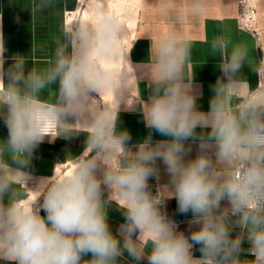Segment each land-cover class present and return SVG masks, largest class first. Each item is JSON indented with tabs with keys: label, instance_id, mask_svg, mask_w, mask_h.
I'll return each instance as SVG.
<instances>
[{
	"label": "clouds",
	"instance_id": "clouds-1",
	"mask_svg": "<svg viewBox=\"0 0 264 264\" xmlns=\"http://www.w3.org/2000/svg\"><path fill=\"white\" fill-rule=\"evenodd\" d=\"M50 6L33 0L27 9L34 17ZM190 7L200 14L206 0ZM89 11L95 19L66 25L53 63L39 71L20 54L5 68L0 13V119L8 131L0 140V264H264V87L253 89L242 76L249 50L227 34L211 41L222 75L203 111L187 72L186 37L162 33L150 62L133 66L124 20L107 0H89ZM121 57L124 65L116 63ZM141 79L147 100L133 96ZM122 103L126 110L138 105L149 129L135 151L131 134L117 127ZM80 132L86 147L71 170L58 176V164L52 177L29 187L27 169L45 137ZM153 132L163 139L153 141ZM171 199L181 215L191 214L187 236L166 212ZM112 203L125 218L117 234L108 223Z\"/></svg>",
	"mask_w": 264,
	"mask_h": 264
},
{
	"label": "crops",
	"instance_id": "crops-1",
	"mask_svg": "<svg viewBox=\"0 0 264 264\" xmlns=\"http://www.w3.org/2000/svg\"><path fill=\"white\" fill-rule=\"evenodd\" d=\"M77 0H51V6L43 15L32 17L29 9L33 0H0V13H2L3 34L5 40V68L13 63L12 57L20 54L28 57L29 68L38 71L48 68L54 61L55 50L60 41L62 29L68 25L67 17L74 12ZM258 21L261 42L264 45V0L258 1ZM175 11L176 18L169 20L167 14ZM17 17L19 18L17 20ZM236 0H206V7L200 14H195L190 7V0H138L137 22L135 35L131 43L129 59L133 66L150 62V49L162 33L169 30L176 31L181 37H186L192 43L191 61L187 67L188 74L193 73V87L197 90L198 107L203 111L209 110L210 99L213 95L212 85L222 75L218 64L219 56L213 53L211 41L225 34L231 39L233 45L243 46L249 50L247 65L242 70V76L249 85L255 89L259 86V49L254 36L241 30L237 20ZM137 76L139 73H136ZM135 83V81H134ZM54 90V89H53ZM47 93L45 98H47ZM148 99L149 89L147 80L141 79L137 96ZM239 102V101H237ZM130 117L122 123L118 118V130H127L131 134L130 146L135 151V145L142 142L148 135L149 129L145 127L143 116L137 105L132 110ZM124 126V127H123ZM8 131L0 119V140L7 138ZM153 141L163 139L158 133L153 132ZM87 133L80 132L71 139L57 137L44 141L34 151V158L27 169L34 180L29 181V187L34 188L42 178L54 175L55 166L58 175L62 169H69L72 158L80 156L86 147ZM197 154V145L192 146L191 157ZM160 169V184L168 183L169 177L162 162L157 161ZM152 191H156L157 181L150 180ZM23 188V185H20ZM26 199H31V194H26ZM42 199V198H41ZM166 212L169 218L178 224V230L187 236L189 228L187 221L191 214L185 216L177 211L175 199L167 201ZM124 215L115 203L108 208V223L113 234L124 223ZM194 230V229H193ZM235 235V231L233 232ZM245 241L243 247L248 248ZM196 257L201 255L199 247L193 249ZM242 258L251 259L246 255ZM90 259V256L85 257ZM143 264H147L146 261Z\"/></svg>",
	"mask_w": 264,
	"mask_h": 264
},
{
	"label": "rangeland",
	"instance_id": "rangeland-1",
	"mask_svg": "<svg viewBox=\"0 0 264 264\" xmlns=\"http://www.w3.org/2000/svg\"><path fill=\"white\" fill-rule=\"evenodd\" d=\"M107 6L109 11L113 12L115 15L121 17L124 20V23L128 29V39L125 42V51L130 49L131 43L134 39L135 35V26H136V18H137V10H138V0H107ZM95 19V16L91 11H89V0H77L76 7L73 13H71L67 17L68 25L73 24L77 21H88L91 22ZM119 65H124V58L121 57L118 62ZM134 83V81H133ZM133 96H137V90L133 92ZM105 102H111L112 97L110 93H105L102 97ZM132 110H126L124 108L123 103L121 104V111L119 113V117H122V123L125 122L126 117H130ZM124 127V126H123ZM71 170V166L69 169H62V171L58 174L67 173ZM37 184V183H35ZM42 203V199L40 200ZM41 215L44 216L46 213L41 211Z\"/></svg>",
	"mask_w": 264,
	"mask_h": 264
},
{
	"label": "built area",
	"instance_id": "built-area-1",
	"mask_svg": "<svg viewBox=\"0 0 264 264\" xmlns=\"http://www.w3.org/2000/svg\"><path fill=\"white\" fill-rule=\"evenodd\" d=\"M259 0H236L237 23L241 30L251 33L258 43L259 49V86L264 87V45L261 42L259 21H258ZM47 137V136H46Z\"/></svg>",
	"mask_w": 264,
	"mask_h": 264
}]
</instances>
